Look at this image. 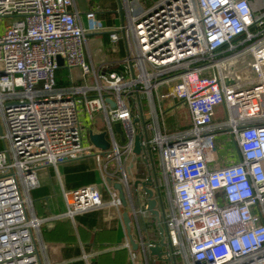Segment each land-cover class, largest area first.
I'll list each match as a JSON object with an SVG mask.
<instances>
[{"label": "built area", "instance_id": "2783aa9c", "mask_svg": "<svg viewBox=\"0 0 264 264\" xmlns=\"http://www.w3.org/2000/svg\"><path fill=\"white\" fill-rule=\"evenodd\" d=\"M121 7L123 25L110 38L123 39L128 54L121 72H107L86 58L87 34L105 30L94 11L84 27L74 0H0V25L13 19L0 26V264H53L42 238L47 220L36 215L32 194L40 168L92 154L83 113L92 122L104 114L112 141L102 152L121 175L105 165L101 184L74 190L58 175L63 212L52 219L76 225L78 216L107 205L120 211L114 178L131 199L124 165L144 135L145 103L149 140L142 145L158 160L169 257L177 264H264V0H121ZM62 68L66 88L57 84ZM168 99L187 106L189 128L162 130L158 102ZM219 107L224 119L216 125ZM118 122L124 145L113 129ZM221 136L235 143L238 162L218 164ZM131 216L137 220L138 212ZM125 246L138 264L128 238Z\"/></svg>", "mask_w": 264, "mask_h": 264}, {"label": "crops", "instance_id": "0c3cea01", "mask_svg": "<svg viewBox=\"0 0 264 264\" xmlns=\"http://www.w3.org/2000/svg\"><path fill=\"white\" fill-rule=\"evenodd\" d=\"M74 1L78 11L81 13V20L84 27H87L85 15L89 11H94L105 27L104 31L87 34L85 51L88 63L95 69H101L107 72H121L123 60L128 54L126 42L120 39L118 43L114 44L110 38L111 32L123 25V18L120 14L121 0ZM115 67H118L119 70L115 69ZM67 75L68 71L65 68L57 72V84L58 81L66 82V84L58 85L59 88H66L69 86ZM162 90L165 92L167 88L163 87ZM178 106L184 110L188 122L183 129H175L172 131V129L168 128L166 117ZM144 111H148L145 110V106ZM158 111L161 114V127L164 131L177 132L191 126L189 110L184 103L178 100L168 99L160 103L158 102ZM97 114L101 115L100 118H102L103 123H105L104 114L102 112ZM223 119L224 110L222 107H219L214 122L217 125L221 123ZM81 121L86 129V144L94 146L89 138L90 133L102 134L101 132L94 131V127L97 125V118L92 122L88 116L83 113L81 115ZM87 123L90 125L89 129L87 128ZM118 123L122 124L125 129L123 123ZM104 133H106V131H104ZM115 136L120 145L125 144L126 141L124 142L120 135L115 133ZM106 140L108 142L112 141L109 132L106 133ZM97 153L102 155L100 161L97 160ZM217 155L219 162L221 159H224L225 164L238 162L239 160L235 143L229 137L225 136L218 138ZM153 158L156 171L159 174L157 157L153 155ZM145 160H147V163ZM105 165H107V170L110 174H115L116 177L121 175V173L117 172L116 161L107 159L102 150L94 146L92 154L62 163L57 169L52 166L42 167L49 169L48 171L51 176L53 189L49 186H44L38 174L40 188L35 190L32 196L36 215L47 220L42 227V238L51 248L49 252L50 261L53 264H132L130 252L125 246L127 238L129 240V237L123 220L124 212L128 211L129 216L132 218V237L138 244V250L135 251L138 255L137 263L146 264L147 258L149 264H173L168 261H159L157 257L150 255L148 249H146L147 256H145L143 245L146 247L147 243L153 241L159 242L161 237L156 217L149 212L145 214L141 212L147 205V202L143 195L142 188L139 187L138 190L134 189L136 181H133L132 184L129 181L130 190L132 188L134 192V199L132 195L131 199H129V195L125 193L127 206H123L120 211L107 205L100 210L78 216L76 218V225L68 218L52 219L53 217L61 215V213L56 212L55 209H62L60 203L59 205L58 203L52 204L51 201L53 200V193L55 192L54 183L56 182L57 176L59 175L62 178L67 190L78 189L90 184H101L103 181L101 170ZM124 167L128 174L133 175L134 171H137L136 178L141 180H145L149 175L153 174L152 163L148 154L130 156L125 162ZM158 178L160 179V175H158ZM116 182L117 179L114 178L112 182L113 187ZM151 188L156 192L155 185ZM161 192L167 207L168 203L163 188H161ZM103 198L105 203L109 202L110 198L106 191H103ZM156 209L160 210V207L158 206ZM134 210L138 212L137 220L131 216ZM140 222L144 227L145 225L149 227L147 239L141 232ZM51 253L54 255V260L50 256ZM83 255L88 256L87 261L84 260Z\"/></svg>", "mask_w": 264, "mask_h": 264}, {"label": "water", "instance_id": "95a60500", "mask_svg": "<svg viewBox=\"0 0 264 264\" xmlns=\"http://www.w3.org/2000/svg\"><path fill=\"white\" fill-rule=\"evenodd\" d=\"M120 14L123 18V11L121 7V3H120ZM107 103H109L112 107H115V103L113 101L107 100ZM139 106H140V114L142 116L141 121L144 126V135L143 136L137 135L135 137L134 155L141 156L142 154H145V155L148 154L151 160V163H152L153 174L149 175L148 178H146L145 180L139 179L138 181H136V183L134 184V189L138 190L139 187L142 188L143 193H144L143 195L147 202V207L145 210L156 217L158 221V229L160 231V237H161L159 242L153 241L151 243H147L146 248L148 249V252L150 253L151 256L157 257L160 261H168V262L172 261L173 264H177L175 257H172V258L169 257V253H171L173 249L169 241L168 230L165 226V202H164V198H163L161 188H160V183H159L158 173L156 171V166L154 163L152 148L150 145H148L146 148L143 147L142 145L143 140L145 139V141L148 142L149 138H148V132L146 129L147 123L143 117L144 111H143L142 105L139 104ZM139 121H140L139 119H135L134 123H138ZM1 134H2V127L0 124V135ZM89 137H90L91 142L96 148L104 152H107L110 149V142L106 140V133L93 134L91 132ZM145 161L147 163V160ZM153 185H155L156 187V192L151 188L153 187ZM114 188L119 192V196L122 201V204L124 207H126L127 200H126V195H125L123 186L119 183H116L114 184ZM158 206L160 207V210L156 209ZM123 220H124V225H125L128 237H129L130 244L133 250L137 251L138 244L134 241L132 237V227H131L132 219L129 216L128 211L124 212Z\"/></svg>", "mask_w": 264, "mask_h": 264}, {"label": "rangeland", "instance_id": "374dc122", "mask_svg": "<svg viewBox=\"0 0 264 264\" xmlns=\"http://www.w3.org/2000/svg\"><path fill=\"white\" fill-rule=\"evenodd\" d=\"M12 21H13V19H10V20H8V19L6 20L5 19L2 25H5L6 23H10ZM2 25H0V26H2ZM1 31H2V27H0V33H1ZM160 90L162 92H164V90H162V88ZM144 106H145V110H147L146 103L144 104ZM100 117H101V115H98V114L95 115V118H97V123H96L97 125L94 127V131L95 132H101V133H104V131H106V133L109 132L108 127L105 125V123H103V120ZM166 121H167L168 128L172 129V131H174L175 129H183V127L187 124L188 119H187V117L185 115L184 110H182L180 108V106H178V107H176L173 110V112H171V114L167 115ZM89 126L90 125L87 123V128L88 129H89ZM113 128H114L115 133L120 135L121 139L125 142L126 139H127V136L125 134V129L123 128L122 124H120V123L114 124ZM224 162H225L224 159H221L219 164L221 166H223V165H225ZM48 170H49L48 168H41V169L38 170V174L40 175V179H41L42 184L44 186H49L51 189H53L51 176H50ZM136 174H137V171H134L133 175L132 174H128V179H129L131 184L133 183V181L139 180V179L136 178ZM52 199H53V200H51L52 204H55V203L57 204L58 203V205H59L60 201H59V198L55 195V192L53 193V198ZM55 211L58 212V213H62L63 212L62 209L60 210L59 208L55 209ZM148 232H149V227H148V225H145L144 230H143V234H144V237L146 239L148 238ZM50 251H51V248L49 246V252ZM50 256L54 260L53 253H51ZM180 264H181V261H180Z\"/></svg>", "mask_w": 264, "mask_h": 264}, {"label": "trees", "instance_id": "16d2710c", "mask_svg": "<svg viewBox=\"0 0 264 264\" xmlns=\"http://www.w3.org/2000/svg\"><path fill=\"white\" fill-rule=\"evenodd\" d=\"M115 69H117V70H119L118 69V67H115ZM61 84H66V82H64V81H58V85H61ZM131 195H132V198L134 199V192H133V190H132V188H131ZM140 229H141V232H142V234H143V230H144V226L141 224V222H140ZM144 235V234H143ZM160 261V260H159ZM151 264V263H150Z\"/></svg>", "mask_w": 264, "mask_h": 264}, {"label": "flooded vegetation", "instance_id": "af4514ba", "mask_svg": "<svg viewBox=\"0 0 264 264\" xmlns=\"http://www.w3.org/2000/svg\"><path fill=\"white\" fill-rule=\"evenodd\" d=\"M165 210H166V205H165ZM161 219H162V217H161Z\"/></svg>", "mask_w": 264, "mask_h": 264}]
</instances>
